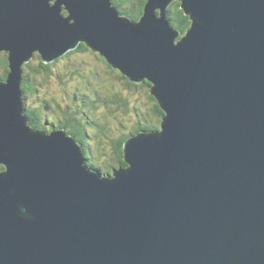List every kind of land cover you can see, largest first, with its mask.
I'll return each instance as SVG.
<instances>
[{"label": "water", "instance_id": "obj_1", "mask_svg": "<svg viewBox=\"0 0 264 264\" xmlns=\"http://www.w3.org/2000/svg\"><path fill=\"white\" fill-rule=\"evenodd\" d=\"M113 1L0 0V264H264V0H177L188 35L174 0ZM80 43L165 112L108 175L24 111L23 65Z\"/></svg>", "mask_w": 264, "mask_h": 264}, {"label": "trees", "instance_id": "obj_2", "mask_svg": "<svg viewBox=\"0 0 264 264\" xmlns=\"http://www.w3.org/2000/svg\"><path fill=\"white\" fill-rule=\"evenodd\" d=\"M148 0H114L113 3L115 6L119 8L120 13L127 15L133 20H137L140 16H142L145 12V5L147 4ZM169 12V20L174 28H177L180 30L182 34H184L186 31H188L191 27V20L188 16L185 15L184 11L181 9V3L179 1H174L173 4L169 6L168 9ZM66 14V13H65ZM74 53L79 54H85V53H91L93 55L98 56V59L103 64V67L101 70H99L98 66L95 67L89 66L92 64L91 62L85 63L88 67V75H83L79 72L78 68L75 69V67L72 69V75L77 74L79 78H81L84 86L88 85L89 78L96 77L98 81L95 83L97 85V92H99L98 100L103 103V99L105 102V106L107 110L110 109V113H103L104 115L98 116L90 114L89 120L86 122H83L85 126L81 127L80 130L87 128V126H95L96 123L103 122V118H107L109 115H118V113L125 107L126 105H130L129 103L132 102V98H136L137 93L140 94L139 101L135 102V110H144V114L149 116V121L144 119V123L148 124V129H155L160 130L162 127L164 112L161 109V106L157 99L151 94L152 89V83L148 80H144L141 83H134L129 78H127L125 75L122 74V72L115 68L108 59L101 55V53L94 52L91 48H89L85 43H80L78 46V49L75 51L69 53L68 55L58 59L57 61L53 63H45L43 60H41V56L38 55V60L40 62L39 66L34 67L31 65V63L25 64L23 66L24 70H27V74H33L35 77H38L42 74H45L46 76H50L51 70L50 68L55 65L57 62H60L62 59H66L70 55H73ZM103 59H101V57ZM87 62V61H86ZM82 65V64H80ZM10 72V64L8 61V55L5 52L0 53V80L5 82L8 78V74ZM27 76H24V84L22 86V90L25 93V99L27 98V95L29 91L25 89L24 85L27 84ZM77 84V83H75ZM87 94V95H86ZM79 96L87 97H94L90 93H83V94H73V98L79 99ZM43 104V103H42ZM48 111L52 114V117L54 116V120H52V125H56L57 127L63 128L69 132L70 135L75 137L76 141L84 144V147L86 151L89 153L88 158V165L94 166L93 160L98 165L102 166L100 161H103L104 165V172L106 173H112L111 171L114 170L113 167H127L125 161V148H126V141L127 138H116V140H111V138L108 137V135L104 134L103 132H96L94 136H91L90 140L81 139L85 138L86 136H82L83 132L78 131V127L72 123V121H66V118L63 116V114L67 115V110H62V105L60 102H56L54 100H49L47 103ZM125 110V109H124ZM80 112V111H79ZM45 113V112H44ZM62 115V116H61ZM124 122L126 123L125 129L127 128L130 130V133H135V126H132V112H128V110H125V112L122 113ZM65 119V121H64ZM79 121V120H78ZM37 121H35L36 123ZM51 122V121H50ZM142 120L141 125L145 128ZM41 125L39 122L37 123L36 127H39ZM133 128V129H132ZM91 141L90 145L89 142ZM116 141V142H115ZM92 147L93 152V160L90 155V151L87 147ZM91 149V148H90ZM92 151V150H91ZM109 158H113L111 163L106 164V160ZM106 166V168H105ZM2 167H0V170ZM108 170V171H107Z\"/></svg>", "mask_w": 264, "mask_h": 264}, {"label": "rangeland", "instance_id": "obj_3", "mask_svg": "<svg viewBox=\"0 0 264 264\" xmlns=\"http://www.w3.org/2000/svg\"><path fill=\"white\" fill-rule=\"evenodd\" d=\"M55 3H53L54 5ZM64 17H69L64 12H62ZM184 35H188V31L184 33ZM78 49V48H76ZM75 49V50H76ZM69 51V53L75 51ZM2 53V52H1ZM35 56L30 60L32 66L37 67L39 66L40 62L38 60L39 53L35 52ZM65 55V56H66ZM40 57V56H39ZM101 57V56H100ZM101 59H103L101 57ZM87 61V62H86ZM91 62L89 66L95 67L98 66L99 70L102 69L103 64L98 59V56L93 55L91 53L79 54L74 53L70 55L66 59L60 60L55 65H53L51 70V75L46 76L42 74L38 77H35L33 74H27V70L23 69V75L27 76V84L24 85L25 89H27L30 93L34 92L33 95H27L26 98V106H24V111L26 112V117L29 122V126L40 132L51 133L53 130L58 129L56 125H52V120H54V116L51 119L52 114L48 111L47 103L49 100H54L56 102H60L62 105V110H67V117L69 121L71 120L74 125H76L79 129V124L82 122H86L89 120L90 114L102 116L103 113H110V109L107 110L106 106L98 100L99 92H97V85L95 84L98 79L96 77L89 78L88 85L84 86L81 84L82 80L79 78L77 74L72 75V69L75 67L78 68L79 72L83 75H88V67L84 65L85 63ZM27 64V63H26ZM82 64V65H80ZM23 76V78H24ZM77 83V84H75ZM24 84V83H23ZM83 94V93H90L94 97H84L79 96V99L76 100L73 98V94ZM87 95V94H86ZM140 94L137 93L136 98H132V102L130 105H126L121 109L118 115H109L107 118H103V122L96 123L95 126H87V128L82 129L83 132L82 136H86V140H90L91 136H94L96 132H103L104 134L108 135L111 140H116L118 137L121 138L124 134H129L131 131L127 128L125 129L126 123L124 122L122 113L125 110L128 112H132V126H135L136 123L140 122V120L144 119L149 121V116L142 113L144 110H135V102L139 101ZM43 103V104H42ZM125 109V110H124ZM38 111V115L35 112ZM45 113H44V112ZM80 111V112H79ZM51 116H50V115ZM62 116V115H61ZM64 117H66L63 114ZM57 119V118H55ZM79 120V121H78ZM35 121H37L35 123ZM51 121L50 124L46 122ZM40 123L39 127H36L37 123ZM145 126H149L148 124L144 123ZM82 127V126H81ZM84 127V126H83ZM133 129V128H132ZM117 139V140H118ZM116 142V141H115ZM91 141L89 142L90 145ZM92 144V143H91ZM90 151V155L93 160L92 152L93 148L90 146L87 147ZM91 148V149H90ZM92 150V151H91ZM106 159V158H105ZM104 159V160H105ZM101 160L100 163L102 166L103 161ZM113 158H109L106 160L107 163H111ZM93 164H95L93 160ZM106 167V166H105ZM108 171V170H107Z\"/></svg>", "mask_w": 264, "mask_h": 264}, {"label": "clouds", "instance_id": "obj_4", "mask_svg": "<svg viewBox=\"0 0 264 264\" xmlns=\"http://www.w3.org/2000/svg\"><path fill=\"white\" fill-rule=\"evenodd\" d=\"M113 6L114 7H117V6H115L114 5V3H113ZM146 6V5H145ZM145 9V8H144ZM64 13H66L65 11H64ZM66 15H68L67 13H66ZM128 17V16H127ZM145 17V12H144V14L142 15V16H140L137 20H134V21H138V22H141L142 21V19ZM130 20H133V19H131L130 17H128ZM34 56H35V54H34ZM39 56H40V54H39ZM41 60H42V58H41ZM55 62V61H54ZM30 63V62H29ZM53 63V62H52ZM28 64V63H27ZM25 65V64H24ZM23 65V66H24ZM24 76V75H23ZM127 77V76H126ZM128 78V77H127ZM24 79V78H23ZM153 87V86H152ZM34 93V92H33ZM30 94V92L28 93V95ZM78 100V99H77ZM47 123L48 124H50L48 121H47ZM52 124V123H51ZM58 129H60V128H58ZM58 129H55V130H58ZM61 129H63V128H61ZM63 130H65V129H63ZM66 131V133H67V135H69V136H72V135H70L69 134V132L67 131V130H65ZM78 131H79V129H78ZM137 135L136 134H134V135H128V134H124L122 137L123 138H127V143L129 144V142L133 139V138H135ZM73 137V136H72ZM74 139H75V137H73ZM82 140L83 139H86V138H81ZM119 140V139H118ZM75 141H76V139H75ZM76 143H78V144H80L81 145V149H82V151H83V153L86 155V160L88 161V158H87V156H88V152L86 151V149H85V147H84V144H81V143H79V142H77L76 141ZM127 143H126V146H127ZM125 151H126V148H125ZM97 163H95V165H96ZM127 164V163H126ZM98 165V164H97ZM99 167H101L103 170H104V166H100V165H98ZM106 168V167H105ZM127 167H121V166H119V167H114V170L113 171H111L112 173L115 171V170H122V169H126ZM111 174V173H110Z\"/></svg>", "mask_w": 264, "mask_h": 264}, {"label": "flooded vegetation", "instance_id": "obj_5", "mask_svg": "<svg viewBox=\"0 0 264 264\" xmlns=\"http://www.w3.org/2000/svg\"><path fill=\"white\" fill-rule=\"evenodd\" d=\"M33 94H34V93L32 92V93H30L29 95H33ZM43 112H44V111H43ZM35 114L38 115V111H36ZM65 118H66V121H69V119H68L67 116H66ZM64 121H65V119H64ZM46 123H47V122H46ZM50 123H51V122H50ZM113 168H114V167H113Z\"/></svg>", "mask_w": 264, "mask_h": 264}]
</instances>
